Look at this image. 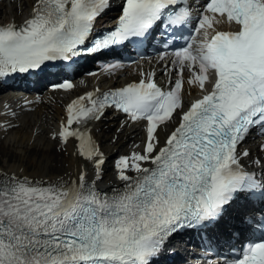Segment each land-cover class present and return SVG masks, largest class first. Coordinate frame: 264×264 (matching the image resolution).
<instances>
[{
	"label": "snow or ice",
	"instance_id": "1",
	"mask_svg": "<svg viewBox=\"0 0 264 264\" xmlns=\"http://www.w3.org/2000/svg\"><path fill=\"white\" fill-rule=\"evenodd\" d=\"M110 7V0H35L22 24L0 26V82L43 72L53 62L107 55L110 49L115 54L126 42L150 44L161 26L168 31L193 23L194 34L173 48L175 59L164 65V74L170 68L176 73L169 90L157 86L153 73L95 98L89 93L68 108L60 135L64 142L87 141L80 154L95 166L97 179L103 153L70 126L100 120L106 109L148 122L142 152L116 165L121 187L101 193L84 171L75 180L46 181L0 170V264H159L176 234L211 232L240 201L264 199V179L243 163L250 152L238 151L251 131L264 129V0H204L194 22L189 0H122L116 27L90 43L97 18ZM217 17L236 30L214 28L221 22ZM186 67L194 68L189 82L205 94L184 111ZM174 112L178 126L162 142L157 128ZM253 163L264 168L261 160ZM223 264H264V233Z\"/></svg>",
	"mask_w": 264,
	"mask_h": 264
},
{
	"label": "bare ground",
	"instance_id": "2",
	"mask_svg": "<svg viewBox=\"0 0 264 264\" xmlns=\"http://www.w3.org/2000/svg\"><path fill=\"white\" fill-rule=\"evenodd\" d=\"M34 5L35 0H0V26L22 24L29 17ZM125 81L115 85L122 86ZM97 83L98 80H90L87 81V86L94 87ZM188 90L190 96L198 95L197 87ZM186 95L184 93V96ZM63 97L50 93L32 102L31 97L25 98L23 101L29 102L28 108L31 111L29 116L24 110L26 105H22L23 101L19 98L12 100L6 97L0 100V153L5 155L9 163L1 166L0 170L46 181L75 180L81 171H84L86 181L89 184L94 182L98 189L108 184H111L113 189L119 188L123 182L117 178L118 175L114 176L111 173L117 169L118 162L115 161L118 159L115 155L120 154L119 158L131 157L135 153L142 152L140 143L145 138L144 125L138 123L133 125L134 129L128 126L123 128L121 127L123 121L117 122L114 115L110 114L96 120L88 127L99 143V151L109 160V164L105 167L111 170L108 177L100 173L102 178L97 179L94 165L80 154L81 149L69 141L70 139L64 142L60 137L59 130L65 122L64 107L62 109L60 106L65 101ZM11 102L18 106H5ZM171 128L172 126L168 131ZM165 131L166 129L157 131L161 141ZM262 154L253 148L249 159L252 162L256 161ZM254 167L256 170L262 168L257 163H254ZM129 174L136 173L132 171ZM106 177L107 179L104 180Z\"/></svg>",
	"mask_w": 264,
	"mask_h": 264
},
{
	"label": "rangeland",
	"instance_id": "3",
	"mask_svg": "<svg viewBox=\"0 0 264 264\" xmlns=\"http://www.w3.org/2000/svg\"><path fill=\"white\" fill-rule=\"evenodd\" d=\"M2 96H0V97H2ZM6 164H9L8 163V159L5 157V155H3V154L0 153V167L1 166H4Z\"/></svg>",
	"mask_w": 264,
	"mask_h": 264
}]
</instances>
